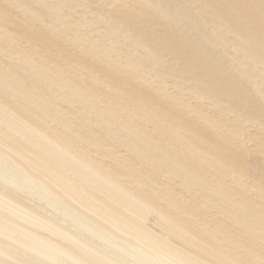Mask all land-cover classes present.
<instances>
[{
  "label": "bare ground",
  "instance_id": "1",
  "mask_svg": "<svg viewBox=\"0 0 264 264\" xmlns=\"http://www.w3.org/2000/svg\"><path fill=\"white\" fill-rule=\"evenodd\" d=\"M0 264H264V0H0Z\"/></svg>",
  "mask_w": 264,
  "mask_h": 264
},
{
  "label": "rangeland",
  "instance_id": "2",
  "mask_svg": "<svg viewBox=\"0 0 264 264\" xmlns=\"http://www.w3.org/2000/svg\"><path fill=\"white\" fill-rule=\"evenodd\" d=\"M25 195V194H24ZM44 206H46V205H44ZM60 217H62L61 215H59Z\"/></svg>",
  "mask_w": 264,
  "mask_h": 264
}]
</instances>
